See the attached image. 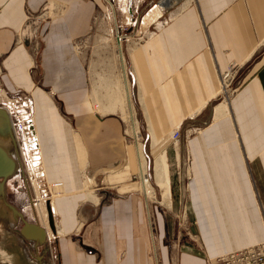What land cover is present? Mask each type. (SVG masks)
Segmentation results:
<instances>
[{"label": "crops", "instance_id": "1", "mask_svg": "<svg viewBox=\"0 0 264 264\" xmlns=\"http://www.w3.org/2000/svg\"><path fill=\"white\" fill-rule=\"evenodd\" d=\"M49 1L0 0V94L20 90L33 97L45 182L62 185L58 194L39 200L21 180L30 210L10 204L45 230L58 260L45 244L21 237L22 222L0 211V264H210L263 242L264 0H181L170 14L153 5L131 48L124 52L118 35L114 55L101 48L106 74H121L124 98L127 87V119L110 102L102 113L92 110L84 49L94 15L112 16L118 32L138 22L146 0H55L64 5L41 25L36 86L37 44L27 13L38 23L34 15L48 11L42 8ZM76 40L83 41V51H76ZM128 87L136 93V113ZM124 140L130 146L107 150ZM154 141L164 142L168 199L154 177ZM119 158L127 163L126 177L107 182ZM107 190L116 195L101 198L99 191ZM40 202L46 216L36 211ZM177 220L195 223L190 237L175 228Z\"/></svg>", "mask_w": 264, "mask_h": 264}, {"label": "rangeland", "instance_id": "2", "mask_svg": "<svg viewBox=\"0 0 264 264\" xmlns=\"http://www.w3.org/2000/svg\"><path fill=\"white\" fill-rule=\"evenodd\" d=\"M83 1V0H81ZM86 1V0H85ZM127 1V0H126ZM180 2L176 3L174 6H172L171 8H168L166 10L168 11H164L163 13L165 14H170L171 11L173 9H175L177 6H179L181 4V0H179ZM160 2V0H146V5L144 6L143 9H139L138 13H139V18H138V22H136L135 25H131L130 22L127 25H124L123 28L119 29L118 32H116L114 30V25H113V17L109 16V17H103V16H99L94 15L93 18V25H92V31H91V36L89 39V44L88 47L84 50L85 53V57H86V62L89 66V72H90V82H91V86H92V90H93V94H94V99L92 100V110L96 111V112H100L101 111V106L103 104H107L109 105V102L112 101L111 99L113 98H118L119 100L122 99L123 95H124V89L122 88V77L120 72H111L109 74H106V71L104 70L103 67V63H101V61L103 62V60H101L102 56H105L106 53L102 54L101 48L105 47L104 50H106V47H108L110 50L108 52H110V55H114V53H116V51L114 50L115 48V42H116V37H120V40L122 42V46H123V51L125 52L126 50L125 47L131 48V43L136 42L138 39L142 38L144 30L146 29V24L148 22V18H146L145 20H143L145 22V24H143V26H141V22H142V16H145L146 14H150L149 9L152 8L153 5H156L155 7H157L158 3ZM174 4V3H173ZM63 5L64 3L62 2H58V1H49L48 3H46L44 5V7L42 9H47L48 11H44L42 13L39 12L37 15H34V17H38L39 18V22L33 24L31 26V34H32V41H35L34 43L37 44V51L36 54H34V58L36 63V69H35V83L36 86H40L41 84V71L39 68V61H40V53L42 50V47L44 45L43 43V34L41 32V25L44 22H48L52 19H54L55 17H58L60 15V13L62 12L61 9H63ZM154 9V8H153ZM152 9V10H153ZM159 11V10H158ZM161 11V12H162ZM45 12H48L47 14ZM153 13V12H152ZM137 16V13L135 15V17ZM134 17V18H135ZM150 17V16H149ZM35 22V21H34ZM118 35V36H117ZM83 40V39H80ZM80 40H76L75 41V45L74 47L76 48L77 52H81L83 51V41L80 42ZM34 43L32 44V48L34 46ZM126 44H129L128 46ZM112 47V50H111ZM122 58V57H121ZM107 63H109L107 61ZM110 64L112 65V67L116 70L119 68V63L118 62H110ZM239 80V79H238ZM125 85H127L126 81ZM237 82V80H236ZM234 85V83H233ZM233 85L231 87H233ZM126 88V87H125ZM127 89V88H126ZM46 92H50V89H43ZM129 90V96L131 101L129 102L130 104L132 103V106H134V112L136 113L137 110V104H136V93L133 89V87H128ZM50 96L52 98H54V94L50 93ZM124 98V97H123ZM125 98L124 100L120 101L117 106H120L119 108H115L116 111L114 110V112H117L118 114H121V117H125L124 119H127L126 116H129L128 113L125 111H123V105L125 102ZM123 102V103H121ZM91 103V104H92ZM99 105V108H95L94 106ZM125 106V104H124ZM126 107V106H125ZM128 110V109H127ZM132 110V108H131ZM131 110H128V112H131ZM128 128V127H127ZM129 131L131 133V127H129ZM17 144V143H16ZM131 143H129V141H123L122 145H118V143H112L111 145H109L107 147V150H114V149H122L123 146L129 145ZM0 146L3 147L8 154L14 159L16 167H15V173H13L12 176L8 177L7 179H5L4 181V191H5V198L6 201L8 203H14L16 204L19 208H26L28 206V197H27V192L25 191V189H23V187H21V180L24 181V177H23V171H22V167H21V158L19 155V148L18 145L16 146H12L11 144L8 145H4V142L0 143ZM130 146V145H129ZM153 172H154V165H155V160L156 158H158L157 154H153ZM125 159H115V163H114V168L112 169V171H109V173L107 174L106 180L107 182H121L124 181L126 175L123 174L122 175V170L125 169L127 163L124 162ZM124 162V163H123ZM127 162V160H126ZM144 169V168H143ZM116 174L120 175L121 178H119V176ZM115 175V177H114ZM182 176V174H181ZM0 181H2V179H0ZM129 182H135V179H130L128 180ZM183 184V183H182ZM25 187V186H24ZM26 188H28V190L31 188V186L28 184V186H26ZM160 189V188H159ZM34 191L36 192L37 196L39 197V200H43V194H42V188L39 185H34ZM91 191V190H89ZM125 190L123 189H119L117 190V193H122ZM161 191V190H160ZM101 198L104 199H109L113 196L116 195V190H107L105 192L103 191H99ZM157 197L158 193L156 192ZM163 197V196H162ZM40 205H44L43 203H39ZM43 208H45V216H46V207L43 206ZM163 209V206L158 207ZM157 208V209H158ZM175 208V207H173ZM35 209V208H34ZM182 210V213H184V202L182 201V206L180 208ZM29 210V208H28ZM41 215V213H40ZM175 223V228L176 229H180L182 234L186 233L187 237L191 236L192 233V229L194 227L193 222H189L186 220H177L174 221Z\"/></svg>", "mask_w": 264, "mask_h": 264}, {"label": "built area", "instance_id": "3", "mask_svg": "<svg viewBox=\"0 0 264 264\" xmlns=\"http://www.w3.org/2000/svg\"><path fill=\"white\" fill-rule=\"evenodd\" d=\"M154 5L153 7H155ZM33 21L32 14L27 13V28ZM228 74L223 76L226 79ZM0 107L5 109L9 115L16 143L19 148L21 167L24 181L31 187L39 185L42 194L50 198L52 194H58L61 183L46 184L44 171L39 155L37 140L34 133V104L30 93L16 90L12 93L0 94ZM179 132L172 133V139L177 140ZM44 198V196H43ZM30 210V203L22 210ZM51 240L46 239V245L50 257L57 261L58 257L50 246ZM210 264H264V241L255 245L238 249L213 259Z\"/></svg>", "mask_w": 264, "mask_h": 264}, {"label": "water", "instance_id": "4", "mask_svg": "<svg viewBox=\"0 0 264 264\" xmlns=\"http://www.w3.org/2000/svg\"><path fill=\"white\" fill-rule=\"evenodd\" d=\"M2 142H4V145L11 144L13 147L15 145L17 146L9 115L5 109L0 107V143ZM15 167L16 164L14 159L0 146V179H2V181H0V211L8 213L16 224L20 220L23 225L18 231L19 235L24 239L32 241L37 247H41L45 244L48 253L45 241V230L36 224L27 222L17 209L6 201L4 181L15 173Z\"/></svg>", "mask_w": 264, "mask_h": 264}, {"label": "bare ground", "instance_id": "5", "mask_svg": "<svg viewBox=\"0 0 264 264\" xmlns=\"http://www.w3.org/2000/svg\"><path fill=\"white\" fill-rule=\"evenodd\" d=\"M177 1H179V0H160V2L158 4L163 9H168V8H170L173 5V3L177 2ZM124 81H126V80L124 79ZM125 86H127V85H125ZM126 88H125L126 94H125V101H124L125 102L124 104H125L126 107L124 106V104H122V105H123V107H125L126 109L129 110L128 101H127L128 93H127V89ZM111 100H112V101H110L111 110H115L116 97L114 99L112 98ZM121 103H123V102H121ZM123 110H124V108H123ZM131 130L133 131L132 128H131ZM127 132L130 133L129 128L127 129ZM153 145H154V147L152 149V153L158 155V158H156L155 165H154V177H155L157 186L160 188V190L162 192L163 198L168 199L170 192H169V180H168V170H167V164H166V157H165V153L163 152L164 142H162V141H154ZM83 162H84V159H83ZM147 188H149V187L147 186ZM164 202H166V201H164ZM43 206L44 205H40V204L37 205V208H36L37 210L36 211H37L38 215H40V213H41V215L45 216V208H43Z\"/></svg>", "mask_w": 264, "mask_h": 264}]
</instances>
